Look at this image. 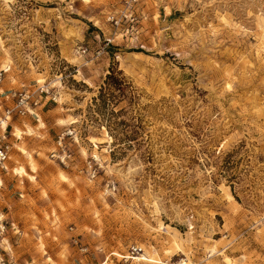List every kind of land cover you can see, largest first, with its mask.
<instances>
[{"label":"rangeland","instance_id":"obj_1","mask_svg":"<svg viewBox=\"0 0 264 264\" xmlns=\"http://www.w3.org/2000/svg\"><path fill=\"white\" fill-rule=\"evenodd\" d=\"M0 71L67 115L14 199L9 256L264 264V0H0Z\"/></svg>","mask_w":264,"mask_h":264},{"label":"crops","instance_id":"obj_2","mask_svg":"<svg viewBox=\"0 0 264 264\" xmlns=\"http://www.w3.org/2000/svg\"><path fill=\"white\" fill-rule=\"evenodd\" d=\"M6 80L5 77L4 81L2 80L5 83L0 84V93L9 84ZM53 103L55 102L50 100V96H47L41 105L28 107L27 114L17 115L14 113L8 116L9 121L5 128L0 126V138L4 137L5 140L13 143L11 159L6 165L7 170L0 168V194L4 196L3 210H8L5 215L10 217L9 222H11L9 230L4 234L5 238L1 241L7 251H10L11 246H14V239L18 237L19 231L23 233L25 228L24 222L20 224L15 217L14 213L18 210L13 212L14 199L22 191L34 190V185L27 176L32 177L31 175H34L36 181L41 177V168L45 165V161L41 158L40 153H44L54 144L53 136L58 131V122L67 116L60 113L58 105ZM4 115V109L0 108V116L3 117ZM16 131L21 133V137L15 134ZM22 147L25 148L23 150L25 154H22L18 149H23ZM20 169L21 173H19Z\"/></svg>","mask_w":264,"mask_h":264},{"label":"built area","instance_id":"obj_3","mask_svg":"<svg viewBox=\"0 0 264 264\" xmlns=\"http://www.w3.org/2000/svg\"><path fill=\"white\" fill-rule=\"evenodd\" d=\"M82 52H87L86 48H81ZM4 78V72L0 71V82ZM50 96V99L55 101V95L47 87L37 86L34 90L29 87H22L17 89L9 90L8 92H2L0 95V108L4 109L5 117L11 116L16 113L17 115H25L28 112V107H36L43 103L44 99ZM10 105H7V104ZM73 130L67 128L66 130L60 132L56 138V148L51 152L52 158H54L59 164L64 166H69L73 158V153L70 148L71 142L67 141L70 136L73 135ZM13 150V143L0 138V168L7 170V163L11 159V153ZM93 174H96L97 169L91 165ZM11 223L8 218L4 217L0 220V239L9 230ZM142 252L141 247L133 245L129 250V257L122 255L118 258L114 255L105 257L101 264H116L117 261H124V264H132L133 257L138 256ZM0 264H27L18 262L15 258L9 256L8 252L0 246Z\"/></svg>","mask_w":264,"mask_h":264},{"label":"bare ground","instance_id":"obj_4","mask_svg":"<svg viewBox=\"0 0 264 264\" xmlns=\"http://www.w3.org/2000/svg\"><path fill=\"white\" fill-rule=\"evenodd\" d=\"M8 67V65L7 64H5L4 66H3V68H7ZM71 119L69 118L68 119V121H70ZM1 121H5L6 123H7V120H5V119H2ZM67 121V122H68ZM66 122V123H67ZM30 131V130H29ZM22 169V168H21ZM21 169H20V172L19 173H21ZM6 218V215H5V213H4V211L3 210H1V208H0V220L1 219H3V218ZM6 248H7V246H6ZM141 249H142V252L138 255V256H134L133 257V260L134 261H138V262H141L142 260H143V258L145 259L146 258V256L144 255V249H143V247L141 246ZM215 250L216 249H211V251H212V253H215ZM129 257V256H128ZM0 258H1V256H0Z\"/></svg>","mask_w":264,"mask_h":264},{"label":"trees","instance_id":"obj_5","mask_svg":"<svg viewBox=\"0 0 264 264\" xmlns=\"http://www.w3.org/2000/svg\"><path fill=\"white\" fill-rule=\"evenodd\" d=\"M114 76H115V75H114V72H111V73L109 74V76L107 77V79H112Z\"/></svg>","mask_w":264,"mask_h":264}]
</instances>
